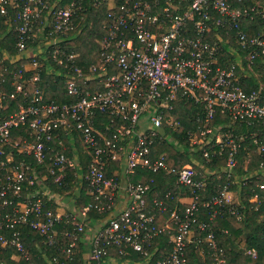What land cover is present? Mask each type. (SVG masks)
Listing matches in <instances>:
<instances>
[{
	"label": "built area",
	"instance_id": "obj_1",
	"mask_svg": "<svg viewBox=\"0 0 264 264\" xmlns=\"http://www.w3.org/2000/svg\"><path fill=\"white\" fill-rule=\"evenodd\" d=\"M102 1L107 12L102 23L105 32L95 40L97 63L84 71L74 64V53L63 52L71 59L67 65L56 58L59 46L53 49L56 64L68 76L65 93L75 98L60 103L47 99L45 88L37 84L42 67H47L41 58L47 60L56 38L84 26L83 12L97 0H0V23L6 29L0 42L10 34L16 49L12 53L4 48L0 57V246H11L18 257L39 264L30 258L21 238L20 228L28 226L42 237L45 247L67 256L83 251L85 264H187L186 248L193 240L205 244L200 252L210 256L209 264H225V252L217 244L211 221L224 209L241 217L237 206L226 202V193L230 184L247 177L235 172L242 136L236 139L233 129L240 124H262L264 102L262 85L245 90L240 77L246 71L238 58L222 59L221 45L233 40L246 49L243 58L251 70L255 59L264 55V29L249 35L242 21L254 15L264 17V1ZM22 60L27 62L10 68ZM53 69L52 65L46 68ZM7 84L11 89H4ZM16 100L15 109L8 111ZM177 100L198 104L201 110L194 117L196 129L187 131L189 150L198 147L209 162L224 145L228 148L222 168L225 182L209 198H205L207 181L192 164L169 166L165 152L153 154V146L167 136L165 125H179L172 114ZM217 112L229 120L213 124ZM251 136L264 151V132L258 136L252 131ZM63 138L73 148L74 158L64 152L68 146ZM212 143L219 149H211ZM76 144L89 158L84 173ZM16 153L33 161L17 160ZM115 165L116 172L112 170ZM37 166L45 168L44 174H37ZM137 168L173 173L175 183L189 195L183 209L169 210L163 225L157 224L156 211L168 212L165 199L172 198L171 191L155 193L150 206L147 193L154 177L142 173L132 179ZM260 168L257 187L264 191L262 163ZM68 170L99 201L94 204L96 210L106 212L96 227L88 214L91 203L64 213L45 208L53 194L49 178L67 183ZM118 173L122 179L116 177ZM118 188L128 197L123 207L115 206ZM250 200L256 209L259 194H252ZM204 208L207 219L200 216ZM60 224L63 231L56 228ZM167 231L169 248L159 250L154 243ZM245 253L257 257L254 247Z\"/></svg>",
	"mask_w": 264,
	"mask_h": 264
},
{
	"label": "trees",
	"instance_id": "obj_2",
	"mask_svg": "<svg viewBox=\"0 0 264 264\" xmlns=\"http://www.w3.org/2000/svg\"><path fill=\"white\" fill-rule=\"evenodd\" d=\"M245 2L250 3V0H245ZM106 12L107 7L102 0H97V3L93 2L89 4L83 12L84 26L79 30L67 32L65 36H59V38H56L57 44L49 46L50 51L47 53V60L41 58V61L43 64H46L47 67L52 65L54 69L49 72L46 70L47 67H42L41 78L37 83L39 87L45 88L47 99H53L60 103L75 99L65 93L64 81L68 76L64 75L63 67L56 64V59L52 56L53 49L59 46L61 51L56 54V58H62L67 65L71 64V59L67 55H64L63 52L66 54L74 53V64L80 66L86 71L90 63H97L98 61L95 40L100 38L105 32L102 23ZM242 27L249 35L260 33L262 29H264V17L254 15L252 19H244L242 21ZM5 31V25L0 23V35ZM0 46V57L2 55L1 51L4 48H7L12 53L16 51L13 45V38L10 34H6L3 37ZM221 48L224 53L222 59L226 62L237 58L240 60L241 66L246 71V74H242V77H240V83L245 90L250 91L259 84L262 85L261 95L262 102H264V55L256 58L251 66V70H249L246 67V60L243 58L246 49H242L233 40H231L229 44L222 43ZM24 62L27 61H16L15 63L10 64V68L21 67V64ZM4 63L7 65L8 60H4ZM241 73L244 72L242 71ZM4 89L9 90L11 89V86L7 84ZM16 103L17 100L12 103V106L8 111L15 109ZM197 111H201L198 104L185 100H177L172 110V114L174 118L179 121V125L176 128L165 125L167 136L162 142L156 143L153 146V154L157 155L160 152H165V161L169 166L178 167L183 163L192 164L198 171V176L206 179L207 186L205 198H209L215 195L225 182L222 168L226 160L228 148L224 145V149L212 156L209 162L205 161L198 147L189 150L187 131L189 129H196L197 123L195 122L194 117ZM228 120L229 119L226 115H221L217 112L212 119V123L221 124ZM252 131L256 132L258 136L261 135L264 132V122L258 126L240 124L233 129L236 139H238L240 135L242 136L235 155V172L239 176H247L243 182L240 181L239 183L230 185V188H237L238 190L239 202L234 205L237 206L241 215L240 221L242 226L233 225L229 221V217L236 216L227 212L225 209L218 213L211 221L217 244L219 247H222L225 252V264H264V191L259 190L257 187V183L262 178V168H260V164L262 163L264 167V151L259 150L257 145L253 142L251 136ZM63 139L68 146L64 152L71 158H74V153L72 147L69 146L68 140L65 138ZM210 147L211 149H219V145L213 143ZM76 148H78L79 152L77 158L82 162V172L84 173L86 169L85 164L89 158L79 144H76ZM22 158H27L33 161L29 156L16 153L17 160ZM204 167H207L209 172L208 170L205 171ZM44 169L43 166H37V174H44ZM73 173L72 170H68L66 175L67 183L63 184L51 182L52 177L49 178L50 190L57 192L58 194H62L69 190L74 205L79 208L91 203L93 206L92 208H89V216L95 217L98 215L104 217L106 212L99 213L94 206V204L99 201L85 193L83 188L85 182L83 180L81 182V188L79 190H73L77 183V176ZM142 173L146 176L152 175L154 177L151 189L147 193L148 199H150L151 196H154L155 193H161L163 195L167 190L171 191L172 198H167L165 200L167 207L170 209L176 207L174 198L177 195V190L187 192L184 187L177 184V186L175 185V175L173 173L167 174L163 170L151 173L137 168L135 174H132L131 178L137 179ZM106 175L108 176L109 173H106ZM255 192L260 196V202L256 209L254 207V202L250 200V197ZM150 202L151 201H148L151 206ZM56 206L57 204L55 202L49 200L47 201L45 208L49 207L55 209ZM178 207H180L179 209H183L184 206L178 205ZM200 216L207 219L208 214L206 208L202 209ZM56 228L58 231H63L61 224L57 225ZM69 228L71 229V226H69ZM243 230L246 232L244 235V241L240 245V241H237V238L242 234ZM20 231L22 241L30 250V258L38 260L39 264H85L86 262L83 251L76 252L72 256H67L65 253L56 251L52 247H45L41 242L42 237L36 230L24 226L20 228ZM5 233L8 234L9 232L5 231ZM156 241L158 243L160 242V246L169 248L167 233L159 236ZM77 246L80 247L79 244H77ZM203 246H205V244L201 241L197 242L196 240H193L188 243L186 248L187 264H209L210 256L200 252V248ZM248 247H254L257 249L256 258H251L245 253V249ZM13 253L15 254L13 247L0 246V261L4 264H29V260H25L23 257H18L17 253L16 259H12L11 255Z\"/></svg>",
	"mask_w": 264,
	"mask_h": 264
},
{
	"label": "crops",
	"instance_id": "obj_3",
	"mask_svg": "<svg viewBox=\"0 0 264 264\" xmlns=\"http://www.w3.org/2000/svg\"><path fill=\"white\" fill-rule=\"evenodd\" d=\"M73 150V148H72ZM74 151V150H73ZM116 168L112 169L114 172H116V170H118V166L115 165ZM111 171V170H110ZM121 173H118L116 175L117 178H121L119 175ZM122 179V178H121ZM176 185V183H175ZM231 185V184H230ZM230 185H229V188H228V191L226 193V202L228 204H237L239 202V194H238V190L237 188H230ZM177 186V185H176ZM238 186V185H237ZM81 188V184H77L74 186L73 190H79ZM84 188V187H83ZM85 190V193L86 192V189L84 188ZM51 192L53 194L49 195V198L51 200V202H55L57 204L56 208L53 209L54 211H56L57 213H64L66 211H69L71 209H75V208H78L76 205H74V201L71 197V200H67V201H63L62 198H61V194H58L57 192H54L51 190ZM176 193V192H175ZM176 197L174 198L175 199V206L177 208H180L178 207V205H181V206H185L187 204V202L189 201V195L187 192H184V191H181V190H177V193H176ZM115 206L116 207H123L127 202H128V197L126 195V193L124 192L123 189L121 188H118L116 191H115ZM152 197V196H151ZM167 199V198H166ZM165 199V200H166ZM149 201L151 200L148 199ZM184 208V207H183ZM169 210L170 208H168V212L166 213H159L158 211H156V222L157 224L159 225H163L165 224V222L167 221V218L169 216ZM181 210V209H180ZM103 218L104 217H100V216H95V217H90V223L91 225H93V227H96L97 225H99L102 221H103ZM240 217H229V221L235 225V226H242V223L240 221ZM160 222V223H159ZM245 232L243 230L242 234L238 236L237 238V241L239 240L240 242V245L243 243L244 241V235H245ZM167 233V238L169 237V233L168 231L165 232ZM158 240V239H157ZM160 243V242H159ZM157 241H155L154 245L155 247H158V249L160 250L162 247L164 246H160ZM83 255L85 256V253L83 252Z\"/></svg>",
	"mask_w": 264,
	"mask_h": 264
},
{
	"label": "rangeland",
	"instance_id": "obj_4",
	"mask_svg": "<svg viewBox=\"0 0 264 264\" xmlns=\"http://www.w3.org/2000/svg\"><path fill=\"white\" fill-rule=\"evenodd\" d=\"M262 1H264V0H262ZM78 150V148L75 150V151H77ZM63 197V198H62ZM71 192L69 191V190H67V191H65V192H63L62 194H61V198H62V200L63 201H67V200H71ZM16 254H12L11 255V258L12 259H16ZM0 264H4L2 261H0Z\"/></svg>",
	"mask_w": 264,
	"mask_h": 264
}]
</instances>
